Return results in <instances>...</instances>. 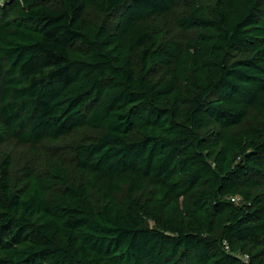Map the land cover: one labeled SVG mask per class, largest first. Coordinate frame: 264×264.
I'll return each instance as SVG.
<instances>
[{
	"label": "trees",
	"instance_id": "16d2710c",
	"mask_svg": "<svg viewBox=\"0 0 264 264\" xmlns=\"http://www.w3.org/2000/svg\"><path fill=\"white\" fill-rule=\"evenodd\" d=\"M0 2V264H264V0Z\"/></svg>",
	"mask_w": 264,
	"mask_h": 264
},
{
	"label": "rangeland",
	"instance_id": "374dc122",
	"mask_svg": "<svg viewBox=\"0 0 264 264\" xmlns=\"http://www.w3.org/2000/svg\"><path fill=\"white\" fill-rule=\"evenodd\" d=\"M1 1V0H0ZM2 4V2H0ZM70 146H63V149L70 152ZM12 150V155L14 159V168H13V178L15 179L18 169L25 164L28 160L27 158V148L25 146H20L15 143H10L8 146Z\"/></svg>",
	"mask_w": 264,
	"mask_h": 264
},
{
	"label": "built area",
	"instance_id": "2783aa9c",
	"mask_svg": "<svg viewBox=\"0 0 264 264\" xmlns=\"http://www.w3.org/2000/svg\"><path fill=\"white\" fill-rule=\"evenodd\" d=\"M232 200H234V198H231ZM244 258H247V255H244Z\"/></svg>",
	"mask_w": 264,
	"mask_h": 264
}]
</instances>
